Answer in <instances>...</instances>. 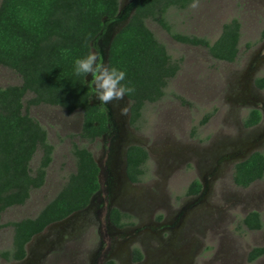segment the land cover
Wrapping results in <instances>:
<instances>
[{
  "label": "rangeland",
  "instance_id": "obj_1",
  "mask_svg": "<svg viewBox=\"0 0 264 264\" xmlns=\"http://www.w3.org/2000/svg\"><path fill=\"white\" fill-rule=\"evenodd\" d=\"M122 1L129 0H119ZM193 4L197 6L192 7ZM232 18L240 23L238 53L232 62L213 58L204 45L179 42L161 24L146 20L147 27L165 45L179 68L169 79L163 97L146 103L136 123V140L151 145L154 150L146 166L151 171L152 183L137 190L155 195V200L148 203L153 209L151 218L167 212V220L161 223L167 222L174 231L166 228L159 232L160 225L150 227L157 235L164 233L169 238L160 245L156 239L145 235L143 230L148 226H128L123 236L113 237L109 250L113 245L114 250L119 249L124 240L130 244V237L138 228L141 231L137 239L148 241L151 251L160 247L173 256L174 251L179 250L185 255L184 264H264V254L248 260L253 247L264 246V174L247 187L237 186L232 179L236 160H244L252 151L264 154V135L260 140L252 136L257 135L256 131L264 132V122L258 130L243 126L249 109L260 108L264 103V86L257 85V79L264 77V0H195L184 9L172 7L165 15L171 32L204 37L210 43L219 36L221 26ZM114 26L115 23L107 24L105 32L110 33ZM102 42L103 38L95 42L97 46H93L92 51L104 48ZM90 80L91 75L87 82ZM20 82L16 72L0 66V86ZM251 91L260 98L258 105L252 100ZM31 96L26 93L24 101ZM25 102L23 111L46 129L47 140L53 146L52 160L43 185L31 190L25 203L0 213V225H3L0 251L9 249L12 244L13 227L8 222L34 217L74 172L73 146L88 148L94 159L100 160L104 144L100 139L92 143L80 136V109L68 113L58 106H32ZM206 115V121L201 122ZM168 148L171 154L167 153ZM40 157L38 148L29 164L33 172ZM227 158L234 159L226 162ZM201 176L210 181L206 185L208 190L200 198L189 201L185 192L190 182ZM250 211L260 213L261 228L252 230L243 223ZM174 218L175 222L170 225L169 221ZM132 222L137 223V220L133 218ZM87 230L85 227V235L79 240L62 241L57 249L53 242L54 247L47 246L49 250L36 256L45 257L43 264H71L66 258L75 252L80 260L87 262L99 241L96 237V242L90 244L88 233L91 231ZM137 245L134 242L130 246ZM169 245L172 248H168ZM125 247H129L126 242ZM34 258L24 264H38L39 260L32 263ZM16 263L0 256V264Z\"/></svg>",
  "mask_w": 264,
  "mask_h": 264
},
{
  "label": "trees",
  "instance_id": "obj_2",
  "mask_svg": "<svg viewBox=\"0 0 264 264\" xmlns=\"http://www.w3.org/2000/svg\"><path fill=\"white\" fill-rule=\"evenodd\" d=\"M195 0H139L125 24L109 43L107 65L125 72L122 84L133 89L129 100L130 123L135 125L146 103L161 99L165 87L178 71L166 47L147 27L146 20L161 24L173 38L182 43L204 45L209 54L232 62L238 53L240 23L236 18L225 22L212 42L204 37L171 32L165 20L167 11L184 9ZM119 12V0H1L0 1V66L16 72L19 85L0 86V213L13 205H21L33 189L40 188L52 160L53 146L46 129L23 111L24 96L31 93L26 105L47 104L72 113L82 111L80 135L93 140L106 130L103 107L90 101L91 88L87 76L74 74V60L92 52L104 24ZM105 21V22H104ZM264 86V77L257 79ZM257 109L249 111L243 124L250 127L260 120ZM207 115L201 120L205 122ZM41 157L35 171L29 166L37 149ZM75 170L34 217L8 222L13 227L12 244L0 251L6 260H21L26 243L48 224L59 221L84 208L98 189V165L84 146H73ZM147 159L146 151L129 146L126 170L134 181ZM264 174V154L253 151L235 163L233 182L246 187ZM197 179L188 187L196 192ZM243 223L252 230L262 226L260 213L249 212ZM3 225H0V228ZM264 254V246L253 247L252 261Z\"/></svg>",
  "mask_w": 264,
  "mask_h": 264
},
{
  "label": "flooded vegetation",
  "instance_id": "obj_3",
  "mask_svg": "<svg viewBox=\"0 0 264 264\" xmlns=\"http://www.w3.org/2000/svg\"><path fill=\"white\" fill-rule=\"evenodd\" d=\"M137 2H139V0L121 2V8L119 9V15L116 20H114V22L111 20L107 22L108 24L115 23L112 31H115L116 29L118 30L127 21L128 17L133 13ZM105 30L106 29H104L96 38V43L99 42L101 38H103L102 46L105 44L107 35L109 34V32L106 33ZM257 63L259 64V61ZM88 76L86 78L87 80ZM249 93L252 97V100L255 101V105H258L260 98L252 91ZM90 101L103 107L107 118L106 130L100 136L95 137L93 140H88L83 137L92 143H94L93 141H96L97 139H100L104 143L101 149L100 160L94 159L98 165L99 187L93 193L88 204L84 208L73 212L59 221L48 224L41 232L35 234L26 243V255L21 260L11 261L17 262L16 264H24L26 260H31L35 256L32 263H35L37 260H39L36 263L43 264L44 262H42V260L45 257L43 256L39 258L36 256L37 254L41 256V253L49 250V248L54 247V243H56L55 245L57 249V245L59 246V243L62 241L79 240V238L85 235L83 231L86 227L88 229L87 231H91L88 233V240L91 242L90 244H94V242H96V240H94L96 237L99 238V241H97L98 247L94 253H90L91 258H89L87 262H85V260H80V256H77V254L73 252L66 258L71 264H123V260H125V264H184L185 255L183 252H179V250H175L173 256L168 255L167 250L162 248L160 249V247H157L151 251L148 241L137 239L141 231L138 228H136L135 234L131 235L129 240L130 244L128 241L124 240V242H126L129 247L124 248L123 242V245H121L119 249L114 250L113 248L116 246L113 245V248L109 250L110 244L113 241V237L117 236L118 234L123 236L126 233L125 228L128 226H148L143 230L145 231V235L148 238H153V240L156 239V243H159L160 245L163 243L164 239L167 238L165 237L166 234L159 233L157 235V232L155 230H151L150 227L160 225L161 227L159 228V232L164 231L166 228H169L172 232L174 230L172 227L167 226V222L161 223L163 220H167V212L165 215H158L157 218L154 217V219L151 218L153 209L149 208L148 203H151L155 200V195L147 191H143L142 194L137 190V188L144 186L148 182L152 183L150 179L151 171L150 169L147 170L146 166L147 161L151 155H153L152 151L154 150L151 145L136 140L134 131L138 129V126L137 124L131 125L130 123L128 98L125 96L123 101L102 106L99 101L95 99L91 90ZM124 107H127L128 110L126 115L121 114V108ZM259 107L260 108L249 109V111L252 109H257L260 112L261 117L258 123L250 127H246L243 124L244 128L257 129L263 124L264 103L262 102V105ZM255 134L257 135L252 136L258 137L257 139L260 140L263 138L262 135H264V132L261 133L260 131H256ZM132 145L142 147L147 153V159L141 167V172L137 175V178L134 181L129 178L126 170L127 149ZM167 153L171 154V148L167 149ZM241 156L242 154L239 155V158ZM173 159L179 160V158L176 157H173ZM233 159L225 161L231 162ZM237 162L238 161L236 160L233 163V166ZM197 180L200 183L199 189L193 193L188 192L187 188L185 192V194L190 197L189 201L192 202L194 199L200 198L205 194V192L208 190L206 185L210 182L208 179L206 180L204 176H201V179L197 178ZM131 200L132 202H130ZM154 203L158 204L157 202ZM133 218L137 220V223L132 222ZM174 222L175 218L169 221V224L172 225ZM167 240H169V238H167ZM133 241L138 245L131 247L130 245L134 244ZM47 246H49V248H47ZM168 248L172 247L169 245ZM114 252L117 254L115 255Z\"/></svg>",
  "mask_w": 264,
  "mask_h": 264
},
{
  "label": "clouds",
  "instance_id": "obj_4",
  "mask_svg": "<svg viewBox=\"0 0 264 264\" xmlns=\"http://www.w3.org/2000/svg\"><path fill=\"white\" fill-rule=\"evenodd\" d=\"M196 7V4L191 5ZM74 74L77 77H86L91 74L88 82L93 96L102 106L120 102L125 99L126 94L133 89L122 84L125 72L115 67L110 68L103 61L100 51H92L83 57L74 60ZM127 107L121 108V114H127Z\"/></svg>",
  "mask_w": 264,
  "mask_h": 264
},
{
  "label": "water",
  "instance_id": "obj_5",
  "mask_svg": "<svg viewBox=\"0 0 264 264\" xmlns=\"http://www.w3.org/2000/svg\"><path fill=\"white\" fill-rule=\"evenodd\" d=\"M121 8V2H119V9ZM120 11V10H119ZM118 15H119V12H118V14L116 15V17L114 18V19H112L111 21L112 22H114V20H116V18L118 17ZM105 22V21H104ZM107 24L108 23H106V24H104V26H103V28H102V30H101V32L104 30V29H106L105 27L107 26ZM125 24V23H124ZM108 25H110V24H108ZM119 30V29H118ZM117 29L114 31H110V33L107 35V38H106V41H105V47L103 48V49H101L100 48V52H101V54H102V56H103V58H104V61H105V64L107 65V55H108V48H109V43H110V41L112 40V38H113V36H114V34L118 31ZM101 32L99 33V34H101ZM253 152V151H252ZM251 154V153H250ZM250 154H248V156L250 155Z\"/></svg>",
  "mask_w": 264,
  "mask_h": 264
}]
</instances>
